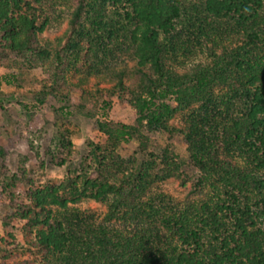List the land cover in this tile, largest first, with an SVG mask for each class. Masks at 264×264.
<instances>
[{"label": "trees", "instance_id": "1", "mask_svg": "<svg viewBox=\"0 0 264 264\" xmlns=\"http://www.w3.org/2000/svg\"><path fill=\"white\" fill-rule=\"evenodd\" d=\"M61 6L68 41L42 43ZM105 37L127 44L135 65L95 92L129 97L137 120L100 122L110 144L93 148L81 173L35 184L25 201L11 196L15 212L5 225L23 223L29 250L42 258L15 264H77L80 257L83 264H264V0H0V64L41 69L50 95L62 94L86 49L95 52ZM156 132L183 135L197 169L187 194L197 198L179 211H162L161 187L171 178L186 186L178 156L150 153L137 168L117 153L138 140L147 155ZM211 180L227 184L226 198L202 196ZM243 191L253 201L242 204ZM87 199L107 204L103 222L58 215ZM157 216L169 232L159 254L149 232L160 239L156 225L158 231L142 227L131 235L125 229ZM10 237L1 242L17 248Z\"/></svg>", "mask_w": 264, "mask_h": 264}, {"label": "rangeland", "instance_id": "2", "mask_svg": "<svg viewBox=\"0 0 264 264\" xmlns=\"http://www.w3.org/2000/svg\"><path fill=\"white\" fill-rule=\"evenodd\" d=\"M60 9L53 24L42 34V43L47 42L52 46L58 45L61 40L63 43L68 41V14L62 12L63 6ZM113 41L114 39L107 40L105 37L106 43L101 44L95 52L87 48L77 68L69 75L65 90L58 96L46 92L41 69H25L18 64L6 62L0 64V264H15L24 259H31L36 263L42 259L35 251L29 250L23 223L15 219L11 226L5 225L6 216L15 212L11 196L15 195L17 199L25 201L33 185L59 183L68 175L77 176L81 173L93 161V148H107L110 144L108 136L100 129V122H136L138 112L130 103L129 97L95 92L98 85L103 91L112 88L115 72L123 68H134L135 61L127 50V44ZM84 89L89 91L88 95L84 93ZM105 101H109L110 105L106 106ZM149 137L147 155L141 152L138 140L123 142L117 153L124 159L135 160L137 168L151 158L150 153L159 156L168 149L178 156L184 163L186 186L182 185L180 179L171 178L161 187L167 199L162 205V211H179L189 204L188 200L195 201L197 198L187 197L193 179L198 178L188 150L189 144L179 133L156 132L149 134ZM68 140L72 142L71 145ZM102 152L103 150L98 151L100 155ZM226 185L225 182L211 180L205 186L206 194L202 196L219 201L220 195L225 197L223 191ZM254 198L252 193L243 191L240 194L242 204L253 201ZM107 211V204L87 199L73 204L68 210L59 209L57 213L66 217V221L72 222L77 212L84 218L91 215L92 222L97 225L103 222ZM161 218L162 216H157L148 223L140 222L136 225L133 222L132 225L128 224L129 228L121 227L129 230L127 233L130 235L137 228L143 227L147 231H158L159 228L160 239L155 232L149 230L155 247L152 246L159 254L158 249L167 250L166 236L169 233ZM229 228L233 229L231 223ZM10 233L16 236L18 247L15 249L1 242V238L11 241ZM211 240L210 236L205 238L208 251H211ZM80 260L77 264H83L81 257Z\"/></svg>", "mask_w": 264, "mask_h": 264}]
</instances>
